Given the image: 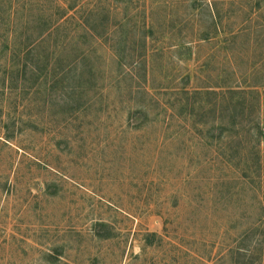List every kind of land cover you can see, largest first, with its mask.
<instances>
[{
	"label": "rangeland",
	"instance_id": "1",
	"mask_svg": "<svg viewBox=\"0 0 264 264\" xmlns=\"http://www.w3.org/2000/svg\"><path fill=\"white\" fill-rule=\"evenodd\" d=\"M258 85L264 0H0V264H264Z\"/></svg>",
	"mask_w": 264,
	"mask_h": 264
},
{
	"label": "trees",
	"instance_id": "2",
	"mask_svg": "<svg viewBox=\"0 0 264 264\" xmlns=\"http://www.w3.org/2000/svg\"><path fill=\"white\" fill-rule=\"evenodd\" d=\"M62 15L63 14H60V16H62ZM65 17H67V16H65ZM212 20H214V17L212 18ZM63 21L65 22V20H63ZM59 22H57V23L55 22V25H57V26L59 24L61 25V23H59ZM213 22H215V20ZM240 34H242V32ZM235 36H237V33L235 34ZM7 44L10 45L9 42ZM258 87H263V86L258 85L257 88H253V90H251V89L250 90H243V89L237 88L236 90H231V91L227 92V94L229 95V97H228L229 99L226 98L225 95H223L221 97V103L223 106L221 108V112L224 116H229L230 122L234 125L236 124V121L238 119H240L241 130L244 127V130H242V131H246V132H241V133H243L244 135H248L249 137H251L252 128H251V126L246 128L247 126L245 125V123L250 125L255 120L256 143H258L259 146H262V145H264V126H262L261 113L263 114V110H264V97H262L261 94L257 92ZM227 100H228V102H227ZM233 128H236V126H234ZM237 133H240V132L237 131ZM244 142H246V141H244ZM242 144H243V142H242ZM244 145L245 144H243V149L245 148ZM254 149H255V147L253 148V151H254ZM240 150H241V147L238 149V151H240ZM255 153H256V156H255ZM260 153H261L260 150L257 152L255 150V152H253V157H251V160H250V162L252 164L253 163L256 164V166L259 169L261 168V165L263 164V162L261 161L262 158L260 156ZM101 226H104V225L101 224Z\"/></svg>",
	"mask_w": 264,
	"mask_h": 264
}]
</instances>
